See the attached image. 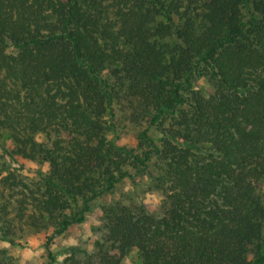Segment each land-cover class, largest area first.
Instances as JSON below:
<instances>
[{"label": "trees", "instance_id": "16d2710c", "mask_svg": "<svg viewBox=\"0 0 264 264\" xmlns=\"http://www.w3.org/2000/svg\"><path fill=\"white\" fill-rule=\"evenodd\" d=\"M91 213L61 264H264V0H0V240Z\"/></svg>", "mask_w": 264, "mask_h": 264}, {"label": "rangeland", "instance_id": "374dc122", "mask_svg": "<svg viewBox=\"0 0 264 264\" xmlns=\"http://www.w3.org/2000/svg\"><path fill=\"white\" fill-rule=\"evenodd\" d=\"M130 188V187H129ZM147 191L141 199L148 205L153 213H160L161 198L157 192L145 188ZM97 224L95 213L89 215V219L82 225L72 227L62 238L56 240L52 249L57 257V261L52 264H61L65 250L71 246L81 245L83 248H90L84 245L86 238L92 236L93 227ZM43 238L40 236H26L20 244H10L0 240V249L8 251L9 255L15 258L17 264H48L49 258L43 248ZM81 240V241H80ZM138 255L134 252L130 255L125 264H139Z\"/></svg>", "mask_w": 264, "mask_h": 264}]
</instances>
